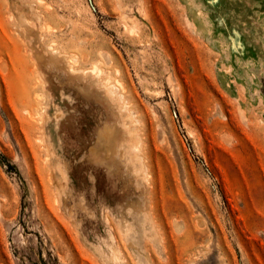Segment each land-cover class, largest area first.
Here are the masks:
<instances>
[{"label":"rangeland","instance_id":"obj_1","mask_svg":"<svg viewBox=\"0 0 264 264\" xmlns=\"http://www.w3.org/2000/svg\"><path fill=\"white\" fill-rule=\"evenodd\" d=\"M0 264H264V0H0Z\"/></svg>","mask_w":264,"mask_h":264},{"label":"bare ground","instance_id":"obj_2","mask_svg":"<svg viewBox=\"0 0 264 264\" xmlns=\"http://www.w3.org/2000/svg\"><path fill=\"white\" fill-rule=\"evenodd\" d=\"M111 92H112V90H110ZM112 93H114V92H112Z\"/></svg>","mask_w":264,"mask_h":264}]
</instances>
